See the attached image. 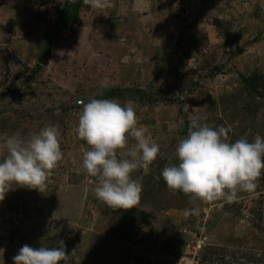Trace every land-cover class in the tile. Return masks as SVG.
<instances>
[{"label": "rangeland", "instance_id": "rangeland-1", "mask_svg": "<svg viewBox=\"0 0 264 264\" xmlns=\"http://www.w3.org/2000/svg\"><path fill=\"white\" fill-rule=\"evenodd\" d=\"M113 5L0 0V134L28 138L53 125L63 153L43 193L17 186L0 202V264H13L24 245L61 241L75 251L68 264H170L195 243L200 264H264V174L254 194L232 203L190 201L160 177L178 163L175 147L195 113L209 126L230 125L231 142L264 137V0ZM49 35L45 66L38 60ZM92 98L133 100L160 145L149 172L133 173L143 190L131 210L99 201L97 178L82 169L88 146L74 129L80 102Z\"/></svg>", "mask_w": 264, "mask_h": 264}, {"label": "clouds", "instance_id": "clouds-1", "mask_svg": "<svg viewBox=\"0 0 264 264\" xmlns=\"http://www.w3.org/2000/svg\"><path fill=\"white\" fill-rule=\"evenodd\" d=\"M83 2L93 10L114 6L113 0ZM80 103L82 112L74 131L88 146L81 149L82 169L97 178L94 193L99 201L113 210H131L139 204L143 190L142 178H133V173L149 172L161 153L160 145L139 124L133 100L92 98ZM203 119L199 113L189 116L187 135L175 147L178 163L165 166L160 177L169 189L188 195L190 201L232 203L239 202L240 192L254 194L264 174V137L257 134L252 141L241 137L231 142L230 125L212 127ZM130 139L134 143L129 144ZM0 149L7 153L0 159V202L17 186L43 193L51 170L63 159L60 133L53 125L28 138L0 134ZM194 214L195 209L184 210L185 216ZM201 246L195 243L186 252L168 256V262L200 264ZM74 252L67 254L63 241L58 247L24 245L12 260L13 264H68Z\"/></svg>", "mask_w": 264, "mask_h": 264}, {"label": "water", "instance_id": "water-1", "mask_svg": "<svg viewBox=\"0 0 264 264\" xmlns=\"http://www.w3.org/2000/svg\"><path fill=\"white\" fill-rule=\"evenodd\" d=\"M53 38H54V37H52V38L50 39L49 46H47L45 49H43V51H42V53H41V55H40V57H39L38 62H39L40 64H42V65H45V66L48 65V61H49V59H50V57H51V52H52L51 43H52V41H53Z\"/></svg>", "mask_w": 264, "mask_h": 264}, {"label": "built area", "instance_id": "built-area-1", "mask_svg": "<svg viewBox=\"0 0 264 264\" xmlns=\"http://www.w3.org/2000/svg\"><path fill=\"white\" fill-rule=\"evenodd\" d=\"M197 247H199V245H196Z\"/></svg>", "mask_w": 264, "mask_h": 264}, {"label": "trees", "instance_id": "trees-1", "mask_svg": "<svg viewBox=\"0 0 264 264\" xmlns=\"http://www.w3.org/2000/svg\"><path fill=\"white\" fill-rule=\"evenodd\" d=\"M48 37H50V35H49ZM48 37H47V38H48ZM50 39H51V38H50Z\"/></svg>", "mask_w": 264, "mask_h": 264}]
</instances>
